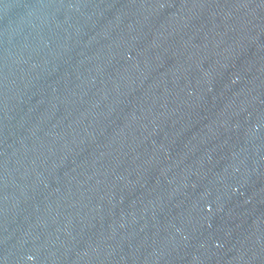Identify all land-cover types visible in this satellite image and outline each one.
Here are the masks:
<instances>
[{"label": "water", "instance_id": "water-1", "mask_svg": "<svg viewBox=\"0 0 264 264\" xmlns=\"http://www.w3.org/2000/svg\"><path fill=\"white\" fill-rule=\"evenodd\" d=\"M0 264H264V0H0Z\"/></svg>", "mask_w": 264, "mask_h": 264}]
</instances>
